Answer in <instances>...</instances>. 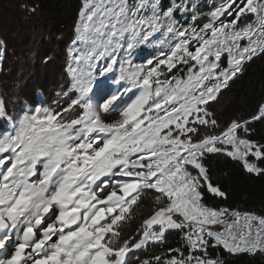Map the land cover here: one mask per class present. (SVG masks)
Returning a JSON list of instances; mask_svg holds the SVG:
<instances>
[{
  "label": "snow or ice",
  "instance_id": "snow-or-ice-1",
  "mask_svg": "<svg viewBox=\"0 0 264 264\" xmlns=\"http://www.w3.org/2000/svg\"><path fill=\"white\" fill-rule=\"evenodd\" d=\"M198 4L84 0L68 86L54 94L70 103L13 121L0 100L12 128L0 135V264H222L217 247L264 255V215L207 201L228 198L213 182L218 157L264 176V142L252 138L264 101L223 125L211 110L264 55V0ZM142 46L157 51L134 62ZM144 197L150 215L125 237ZM174 233L179 247L139 257Z\"/></svg>",
  "mask_w": 264,
  "mask_h": 264
},
{
  "label": "trees",
  "instance_id": "trees-1",
  "mask_svg": "<svg viewBox=\"0 0 264 264\" xmlns=\"http://www.w3.org/2000/svg\"><path fill=\"white\" fill-rule=\"evenodd\" d=\"M82 1L0 0V18H4L6 14L10 15L12 49L21 50L24 60V64L13 69L14 73L7 72L8 76L19 78L17 82H21L22 86L30 85V78L33 75L30 73L32 70L30 57L32 53H36L35 41L40 39L44 44L53 29L70 35L71 41L72 29L82 8ZM262 101H264V55H259L245 65L243 74L221 93L219 100L211 106V110L223 125L237 116H249ZM252 138L264 142V125H256ZM211 167L213 182L222 186L228 193V198L221 200L209 196L207 201L210 205L264 215V176L249 175L243 171L239 163L224 157L214 159ZM141 203L144 207L133 209L137 213L136 219L124 229L125 237L134 235L142 219L150 215V198H142ZM179 246V236L174 233L168 236V244L162 248L141 252L138 255L143 259L154 252H163L164 248ZM209 251L213 257H218L222 264H264V255L259 253L255 256L246 253L230 254L222 247ZM130 264H137L135 257Z\"/></svg>",
  "mask_w": 264,
  "mask_h": 264
},
{
  "label": "rangeland",
  "instance_id": "rangeland-1",
  "mask_svg": "<svg viewBox=\"0 0 264 264\" xmlns=\"http://www.w3.org/2000/svg\"><path fill=\"white\" fill-rule=\"evenodd\" d=\"M83 2L84 0L82 4ZM162 3L167 6L170 0H162ZM209 3L210 0H199L198 7L201 11L206 12ZM184 19L186 20L187 18L185 17ZM11 26L10 15L6 14L4 18H0V55H3V59L0 57V100L4 102L7 116L12 117V120L15 121L26 111L35 107L50 106L57 110L66 107L70 103V99L67 97L58 98L54 94L56 91L61 90L62 87L66 89L68 86L69 77L66 73V64L68 62L67 47L70 43V35L53 29L44 44L40 39L35 41L34 49L36 53H32L30 57L32 60L30 62L32 69L30 73L33 75L30 78V85L26 87L25 85L22 86L21 82H17L19 78L8 76L7 73L9 71L14 73L13 69H17L18 65L24 64L21 50L14 51L12 49L13 41L11 35L13 32H11ZM57 37L61 38L58 39ZM156 51V47L142 46L135 51L134 57L138 63H141L154 55ZM48 57L51 59H47V62H45ZM223 63L227 66L226 59L223 60ZM10 64L12 65L11 70ZM55 100H59L60 103L58 105L55 104ZM11 131L12 128L9 121L6 118H0V135ZM115 182L113 180V184ZM100 195L103 196L104 193L101 192Z\"/></svg>",
  "mask_w": 264,
  "mask_h": 264
},
{
  "label": "water",
  "instance_id": "water-1",
  "mask_svg": "<svg viewBox=\"0 0 264 264\" xmlns=\"http://www.w3.org/2000/svg\"><path fill=\"white\" fill-rule=\"evenodd\" d=\"M0 57L3 59V55H0ZM3 62V60H2ZM1 68H2V63H1ZM0 75H1V69H0Z\"/></svg>",
  "mask_w": 264,
  "mask_h": 264
},
{
  "label": "bare ground",
  "instance_id": "bare-ground-1",
  "mask_svg": "<svg viewBox=\"0 0 264 264\" xmlns=\"http://www.w3.org/2000/svg\"><path fill=\"white\" fill-rule=\"evenodd\" d=\"M133 59H134V62H138L137 60H136V58L135 57H133ZM101 63H103V62H101ZM115 86H113V88H114Z\"/></svg>",
  "mask_w": 264,
  "mask_h": 264
},
{
  "label": "flooded vegetation",
  "instance_id": "flooded-vegetation-1",
  "mask_svg": "<svg viewBox=\"0 0 264 264\" xmlns=\"http://www.w3.org/2000/svg\"><path fill=\"white\" fill-rule=\"evenodd\" d=\"M75 111H76V110H73V113H71V114H69V115H74V114H75Z\"/></svg>",
  "mask_w": 264,
  "mask_h": 264
}]
</instances>
